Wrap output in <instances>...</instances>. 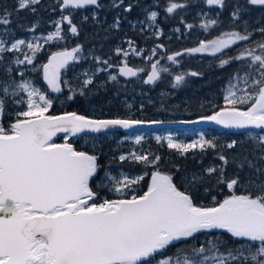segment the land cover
<instances>
[{
  "label": "snow or ice",
  "instance_id": "1",
  "mask_svg": "<svg viewBox=\"0 0 264 264\" xmlns=\"http://www.w3.org/2000/svg\"><path fill=\"white\" fill-rule=\"evenodd\" d=\"M203 2L209 8L219 9L217 17L228 6L227 0ZM40 3L41 0H18L17 11L30 9L35 13V6ZM58 4L62 12L105 7L101 0H58ZM249 6L264 7V0H244L243 4L236 0L230 12L231 22L238 25ZM108 7L131 13L134 4L129 2L125 5V0H111ZM185 7L186 3L168 0L165 11L173 14ZM145 11L147 20L155 23L158 12ZM11 15L7 10L0 14V25H10ZM92 19L99 23L97 12L92 13ZM83 20L87 22L88 17L85 16ZM121 22L118 13L109 29L119 30ZM64 23H67L68 31L73 36L79 35L71 14H62L54 22V32L34 39L45 42L63 39ZM143 23L137 21L132 27ZM219 23L218 19H207L200 27L207 31ZM36 27L34 23L28 30L35 32ZM187 27L190 29L192 25ZM249 29L250 25L245 22L242 32H224L215 39L200 41L197 47L169 55L167 59L178 64L177 57L185 53L216 56L238 42L251 41L254 33L264 37V24ZM161 34L157 30L156 35ZM128 44L134 54H141L132 46V41H128ZM23 46L30 50L31 55L25 54L24 59H6L5 54L20 52ZM42 47L39 42L16 39L9 44L0 38V264H264V180L259 179L264 169L243 156L235 161L236 166L240 170L245 166L255 169V180L249 178L241 181L239 175L229 179L223 168L208 167L203 174L193 172L191 178L185 176L178 186L172 174L158 169L160 156L131 152L127 156L120 155L119 160L130 159L156 168L150 174L147 190L142 195L134 194V186L145 179L144 175L117 179L105 172L98 187L108 188L106 181H111L112 186L108 190L120 198H100L92 183L101 168L99 156L77 150L69 143V138L83 132L131 129L145 122L123 118L93 119L77 112L49 114L53 100L34 86L31 80L21 79L17 82L16 75L22 78L24 73L14 69L13 65H33L32 70L42 72L51 92L59 93L62 91V70L79 59L77 53L82 51V45L53 52L46 63L37 67L34 60ZM152 53L155 55L156 49ZM116 54L129 55L119 48ZM96 59L101 62L99 57ZM234 61H243L242 67H246L247 71L241 75L238 69L231 77L224 96L225 107L201 119L224 128L262 130V134L254 137L250 134V137L255 141V149L262 153L256 159L264 161V39L256 42L254 47H244L235 56L219 59L218 66L224 68ZM102 63L107 64L108 61ZM158 65L159 60L151 64L145 84H154L160 79L161 72L169 71ZM119 71L124 76H136L143 69H133L125 62ZM253 72L256 75H252ZM186 75L197 77L202 73L192 71L175 75L172 87L183 85ZM110 79L114 81L116 76ZM92 83L91 77L84 80V88ZM240 84L245 86L240 88ZM85 94L82 89L80 95ZM68 99L74 97L69 96ZM9 102L26 105V108L17 111L15 120L5 126L2 121ZM242 105H247V108H241ZM58 133L66 134L63 143L54 141ZM142 139V136H136L135 143L140 144ZM156 139L159 142L161 137ZM165 139L168 147L181 155L196 148L201 151L216 148V144L204 139L203 134L191 144L176 143L171 135ZM237 143L234 140L226 147L236 148ZM219 159L227 165L228 160L224 155H220ZM213 175L216 176V183L223 185L229 194L221 200L213 196L211 206L196 203L192 192L198 184L205 183ZM127 193L133 194L126 198ZM214 230L227 234L232 246H228V241L222 237H217ZM197 234L211 238L198 247L192 246L165 255L176 242L186 243L195 239Z\"/></svg>",
  "mask_w": 264,
  "mask_h": 264
},
{
  "label": "trees",
  "instance_id": "2",
  "mask_svg": "<svg viewBox=\"0 0 264 264\" xmlns=\"http://www.w3.org/2000/svg\"><path fill=\"white\" fill-rule=\"evenodd\" d=\"M110 2L111 0H101L105 7L99 10L92 8L61 12L58 0H41V3L35 6L36 12L32 13L30 9L17 11L16 0H0V14L5 10L12 13L10 17L12 23L8 26L0 25V34L7 27L5 34L9 40L28 39L29 34L45 35L54 32V22L62 14H71L73 23L79 29V35L73 36L69 34L68 27L63 24L64 39L42 44L43 47L37 53L34 61V65L38 67L45 63L51 53L71 50L77 45H82V51L77 53L79 59L62 71V92L59 95H52L47 91L42 84L41 71H33V66L29 65H13L14 69L24 73L22 78L16 75L17 82L21 79L31 80L53 100V107L49 110V114L62 115L65 112H77L93 119L123 118L141 120L145 123L201 119L225 107L222 94L228 88L231 77L238 69L241 75L247 71L246 67H242L243 61H234L224 68H220L218 66L219 59L235 56L244 47L249 45L254 47L256 42L264 39L259 33H254L251 41L238 42L219 55L209 56L207 53L189 55L185 53L177 57L178 64H173L167 59L169 55L197 47L202 40L215 39L222 33L233 30L242 32L245 22L250 25L249 30L264 24V7L249 6L242 20L236 25L230 19V12L233 10L236 0H227L228 6L220 13L219 17L216 16L218 8H209L201 0H177V2L186 3L187 7L178 9L173 14H168L165 11L168 0H125V5L129 2L134 4L131 13H124L122 9H110L108 7ZM239 2L243 4L244 0H239ZM145 9L158 12L156 22H151L152 26L144 30H140L142 26L139 24L133 28V23L146 20ZM94 11L98 13L99 23L92 19ZM118 13L122 19L120 29H109L114 16ZM205 14L206 16H204ZM85 16L88 17L87 22L83 20ZM207 19H218L220 23L205 31L200 25ZM34 23L37 24V27L35 32H31L28 29ZM187 25H192V27L189 29ZM157 28L162 32L159 38H155V29ZM128 41H132V46L137 50L144 48L145 54L149 53L150 49L159 47L156 55V59L159 60L158 67L168 68L169 71L161 72L159 80L154 84L147 85L144 83L145 77L151 71V64L154 62L152 60L142 62L143 59L128 55L123 57L127 65L133 69H143V71H139L137 77L131 80L118 78L116 68L121 66L122 62H118L119 56L115 55L116 49L117 46L121 49L129 47ZM21 54L23 51L5 55L7 60H14ZM97 57L101 62L97 61ZM104 60H107L108 63H102ZM192 71L202 73V75L197 77L186 75L183 85L178 88L172 87L175 75ZM252 75H256V73L253 72ZM111 76H116V80H111ZM89 77L93 79V83L84 88L83 82ZM244 86L243 84L239 85L240 88ZM82 89L86 93L83 96L80 95ZM69 96H73L74 99L69 100ZM240 107L246 109L247 105ZM25 108L26 105L9 102L6 105L2 121L4 125L7 126L13 122L16 118L15 113L23 111ZM197 130L199 129H192V131ZM183 131L172 130L176 133V138L183 143L191 141L193 136L182 135ZM200 131L204 133V139L212 140L216 144L215 149L201 151L196 148L181 155L177 150L170 149L163 140L158 142L152 137H147L142 139L140 144H136L132 139L126 138V133L120 131H107L97 135L87 134L78 138H69V143H72L79 151H87L99 156L98 162L101 168L92 183L98 190L100 198H120L118 194L108 190L112 186L111 181H106L108 188L98 187L100 178L105 175V172L117 179L122 178L124 174L129 178L144 175L145 179L139 185L134 186V194L142 195L147 190L150 174L156 168L136 163L130 159L123 162L119 160L120 155L127 156L131 152L160 156L158 169L172 174L178 186L185 176L191 178L193 172L203 174L208 167L223 168L225 176L229 179L239 175L241 181H246L249 178L255 180L257 176L255 169H249L247 166L243 170L237 168L235 161L243 156H247L257 167L264 169V161L256 159L262 153L259 149H255V141L250 137V134L252 137L262 134L261 130L256 133H227L207 129H200ZM234 140L238 142L236 148L228 149L226 145ZM54 141L60 143L62 137ZM254 149L255 155H253ZM220 155L226 157L227 165L219 159ZM146 173L147 175H145ZM259 179L264 180V174L260 175ZM131 194L133 193H127L126 198H130ZM228 194L223 185L216 183L215 175L207 178L205 183L198 184L196 190L192 192L194 201L204 206H211L213 196L217 200H221ZM214 234L228 241V246H232L227 234L221 230H214ZM208 238L211 237L197 234L195 239L186 243L176 242L168 248L165 255L178 253L181 249H188L192 246L198 247Z\"/></svg>",
  "mask_w": 264,
  "mask_h": 264
},
{
  "label": "water",
  "instance_id": "3",
  "mask_svg": "<svg viewBox=\"0 0 264 264\" xmlns=\"http://www.w3.org/2000/svg\"><path fill=\"white\" fill-rule=\"evenodd\" d=\"M194 1H196V0H194ZM201 1H203V0H201ZM254 7L263 8L261 6H254ZM92 8L93 7H87V8H84V9H92ZM84 9H77V10H84ZM59 10L62 12L60 7H59ZM69 10H71V9H69ZM66 11H68V10H66ZM71 11H73V10H71ZM74 11H76V10H74ZM64 25L69 27L67 25V23H64ZM69 34H71V33L69 32ZM66 50H69V49H66ZM61 51H63V50H61ZM46 62H47V60L45 61V63ZM73 63H74V61L70 62L69 66H71ZM122 66H124V65H121V66L116 68L118 78L123 79V80H131V79H134V78L137 77V75L136 76H124V75H121L119 70H120V68ZM149 73L146 75L145 80L147 79ZM41 80H42V84L44 85V87L47 89V91L50 94L59 95L62 92V91L59 92V93L51 92V90L48 88L46 82L43 80L42 72H41ZM147 85H151V84H147ZM61 88H62V85H61ZM185 129H207V130H216V131L227 132V133H256V132L260 131V129H255V128H247V129L224 128L222 125H218V124H216L214 122L206 121V120H202V119H197V120H194V121L143 123L141 125H136L133 128H131V129L115 128V129H110L108 131H120V132H123V133H126V134H138V133H143V132H148V131H168V130H185ZM185 131H186V133H196V132H198V131H192V130H185ZM64 134L65 133H58L57 136L54 137L53 139L55 140V139H57L58 137H60V136H62ZM87 134H89V135H97V134H100V133L83 132V133H79L76 136H72L71 138H78V137H80L82 135H87ZM157 135L158 134H156L155 136H157ZM126 138H128V137H126Z\"/></svg>",
  "mask_w": 264,
  "mask_h": 264
},
{
  "label": "rangeland",
  "instance_id": "4",
  "mask_svg": "<svg viewBox=\"0 0 264 264\" xmlns=\"http://www.w3.org/2000/svg\"><path fill=\"white\" fill-rule=\"evenodd\" d=\"M16 2H17V4H18V0H16ZM204 16H206V14L204 15ZM58 19H60V18H57L56 20H58ZM145 24H146V27H149V26H152L151 25V21H149V20H147V17H146V20L144 21V23L142 24V25H144L145 26ZM54 28H55V26H54ZM62 28H63V26H62ZM49 34V33H48ZM47 34H43V35H33V34H29L28 35V39L27 38H17V39H24L25 41H33V42H39V43H41V44H45V43H47V42H45L43 39H39L38 41L36 40V39H34V38H38V37H43V36H46ZM62 35H63V37H64V30H63V32H62ZM0 38H4L9 44L11 43V42H13L14 40H9V38L6 36V34H5V31H1V34H0ZM155 38H156V36H155ZM64 39V38H63ZM63 39H61V40H63ZM16 40V39H15ZM121 49L119 46H117V49ZM122 51H127L128 53H129V55H131L132 57H141L142 56V50H140V53L141 54H139V55H136V54H134L133 52H132V49H130V50H128V49H126V48H123V49H121ZM225 50H227V49H224L223 51H225ZM21 51H23V54H21V56L19 57V59H24V55L25 54H27V55H31V52H30V50L26 47V46H23L22 47V50ZM20 51V52H21ZM222 53V52H221ZM209 56H212V55H210L209 53H207ZM220 53H217L216 55H219ZM156 55H157V51H156V53H155V55H153V53H152V49H150V52H149V57H151V59H149V60H152V59H156ZM123 57H125V56H123ZM124 59V58H123ZM35 61V60H34ZM122 63H124V62H122ZM24 65H27L26 63L24 64ZM30 67H32L33 65H29ZM20 82V81H19ZM34 86H36V85H34ZM37 87V86H36ZM225 94H226V90H225V92H223V94H222V98L224 99V96H225ZM187 135L188 136H193V139L191 140V141H189V142H187V143H184V144H191L193 141H196V140H199L200 139V137H201V133L200 132H196V133H187ZM161 137V136H160ZM164 139L166 138V137H163ZM128 139H130V138H128ZM132 139H134V138H132ZM135 140V139H134ZM174 140V139H173ZM165 141H167L166 139H165ZM174 142H176V143H179V142H177L176 140H174ZM123 176H126L125 174L123 175Z\"/></svg>",
  "mask_w": 264,
  "mask_h": 264
},
{
  "label": "flooded vegetation",
  "instance_id": "5",
  "mask_svg": "<svg viewBox=\"0 0 264 264\" xmlns=\"http://www.w3.org/2000/svg\"><path fill=\"white\" fill-rule=\"evenodd\" d=\"M144 22V21H143ZM140 25V24H139ZM140 26H142L141 28H140V30L141 29H146L147 27L146 26H144V25H140ZM144 26V27H143ZM162 33V32H161ZM157 36V35H156ZM161 35H159V36H157V38H159ZM126 49H128V50H130L131 48L130 47H127ZM140 50H142V56L140 57L141 59H143V61L142 62H150L151 60H149L148 59V57H149V53H144V48H140L138 51H140ZM116 56H119L118 57V62H126L125 61V59H123V55L121 54V55H117V54H115ZM136 58H139V57H136ZM155 61H157V59H152V62H155ZM147 75V74H146ZM150 132V131H149ZM184 132V131H183ZM182 132V133H183ZM155 133H150L149 135H148V137H152V139H154V140H157L156 138H154V136H152V135H154ZM158 135L160 134V132L159 133H157ZM161 141V140H160Z\"/></svg>",
  "mask_w": 264,
  "mask_h": 264
},
{
  "label": "built area",
  "instance_id": "6",
  "mask_svg": "<svg viewBox=\"0 0 264 264\" xmlns=\"http://www.w3.org/2000/svg\"><path fill=\"white\" fill-rule=\"evenodd\" d=\"M159 31H160V29H158ZM157 137H160L159 135H157V136H154V138H157ZM165 137H167V136H165ZM161 139H162V137H161ZM164 139V138H163ZM165 140V139H164Z\"/></svg>",
  "mask_w": 264,
  "mask_h": 264
}]
</instances>
